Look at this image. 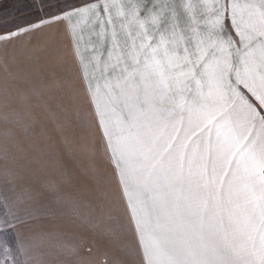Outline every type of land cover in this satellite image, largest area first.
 <instances>
[{
    "label": "snow or ice",
    "instance_id": "1",
    "mask_svg": "<svg viewBox=\"0 0 264 264\" xmlns=\"http://www.w3.org/2000/svg\"><path fill=\"white\" fill-rule=\"evenodd\" d=\"M182 7L86 0L53 19L108 44L89 61L102 87L85 80L144 264H264V0Z\"/></svg>",
    "mask_w": 264,
    "mask_h": 264
},
{
    "label": "rangeland",
    "instance_id": "2",
    "mask_svg": "<svg viewBox=\"0 0 264 264\" xmlns=\"http://www.w3.org/2000/svg\"><path fill=\"white\" fill-rule=\"evenodd\" d=\"M0 207L3 264H144L88 89H0Z\"/></svg>",
    "mask_w": 264,
    "mask_h": 264
},
{
    "label": "crops",
    "instance_id": "3",
    "mask_svg": "<svg viewBox=\"0 0 264 264\" xmlns=\"http://www.w3.org/2000/svg\"><path fill=\"white\" fill-rule=\"evenodd\" d=\"M3 1L5 0H0V3ZM164 2H167L170 9L174 8L183 20L182 6L187 0H117V3L125 8L133 3L151 8L154 4ZM192 2L198 3L199 0ZM71 9L27 24L17 25L13 21L11 28L0 31V89H88L85 66L93 88L97 83L102 87L100 73L94 71L95 62L89 61L93 46L97 53H103V58H106L108 44L102 46L95 34L99 31V25L82 23L77 28L74 39L67 21L53 19ZM170 14L169 11L167 15ZM112 15L116 19L115 9ZM41 20L45 23H41ZM7 21L9 20L5 22ZM75 22L74 18L73 23ZM33 25L37 27H32ZM11 32H17V35L8 36ZM120 38L124 39L122 33Z\"/></svg>",
    "mask_w": 264,
    "mask_h": 264
},
{
    "label": "trees",
    "instance_id": "4",
    "mask_svg": "<svg viewBox=\"0 0 264 264\" xmlns=\"http://www.w3.org/2000/svg\"><path fill=\"white\" fill-rule=\"evenodd\" d=\"M33 1V2H32ZM41 9H38L34 0H5L0 3V31L11 28L13 21L17 25L27 24L43 17L63 12L66 9L82 5L86 0L50 1L44 0ZM56 3V9L55 4ZM5 20H9L4 22Z\"/></svg>",
    "mask_w": 264,
    "mask_h": 264
}]
</instances>
